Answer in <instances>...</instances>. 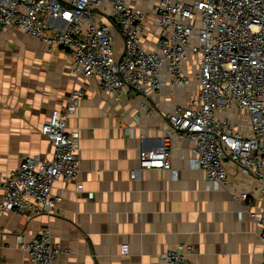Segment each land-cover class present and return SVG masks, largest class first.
I'll use <instances>...</instances> for the list:
<instances>
[{"label":"crops","instance_id":"0c3cea01","mask_svg":"<svg viewBox=\"0 0 264 264\" xmlns=\"http://www.w3.org/2000/svg\"><path fill=\"white\" fill-rule=\"evenodd\" d=\"M123 44L115 31L116 58ZM190 76L184 87L173 88L165 77L157 94L145 98L128 88L116 100L97 78L72 72L67 48L0 26V173L28 155L52 158L41 124L73 92L83 94L68 122L78 132V181L56 182L63 202L50 214L28 221L0 213V264H30L19 243L43 229L70 250L55 264H165L162 255L180 244L191 248L186 252L192 264H260V230L232 196L250 190L251 177L228 164V189L210 187L203 170L191 163V142L175 136L170 169L139 168L141 150L168 143L167 116L174 105L197 95L194 70ZM3 195L0 188V203ZM249 199L264 208V199ZM123 244L129 246L126 255Z\"/></svg>","mask_w":264,"mask_h":264},{"label":"built area","instance_id":"2783aa9c","mask_svg":"<svg viewBox=\"0 0 264 264\" xmlns=\"http://www.w3.org/2000/svg\"><path fill=\"white\" fill-rule=\"evenodd\" d=\"M0 26L67 48L72 72L97 78L116 100L125 98L128 88L145 98L157 94L165 77L173 88L187 86L194 70L197 95L174 105L167 116L168 143L141 150L139 168L170 169V137L175 136L191 142V163L203 170L210 187L228 189V164L251 177V189L232 196L260 230L264 264V208L249 199H264V0H0ZM115 31L124 41L117 58ZM82 95L73 92L41 124L52 158L28 155L0 173V213L14 212L28 221L50 214L63 202L56 182L78 181V132L68 122ZM19 248L30 264H55L70 254L49 229L21 241ZM189 249L180 244L162 258L165 264H192ZM128 252L123 244L121 253Z\"/></svg>","mask_w":264,"mask_h":264}]
</instances>
